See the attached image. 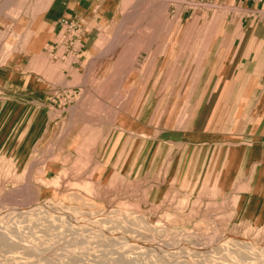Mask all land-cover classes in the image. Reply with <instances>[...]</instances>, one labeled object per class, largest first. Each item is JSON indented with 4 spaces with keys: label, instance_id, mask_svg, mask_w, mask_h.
I'll return each instance as SVG.
<instances>
[{
    "label": "rangeland",
    "instance_id": "obj_1",
    "mask_svg": "<svg viewBox=\"0 0 264 264\" xmlns=\"http://www.w3.org/2000/svg\"><path fill=\"white\" fill-rule=\"evenodd\" d=\"M49 1L0 0V264H264V0Z\"/></svg>",
    "mask_w": 264,
    "mask_h": 264
},
{
    "label": "crops",
    "instance_id": "obj_2",
    "mask_svg": "<svg viewBox=\"0 0 264 264\" xmlns=\"http://www.w3.org/2000/svg\"><path fill=\"white\" fill-rule=\"evenodd\" d=\"M103 0H50L48 6L39 17L38 27L48 33L63 29L66 24L75 25L83 12L95 4L100 6ZM106 9L104 10L105 13ZM259 41V40H258ZM254 46H258L255 44Z\"/></svg>",
    "mask_w": 264,
    "mask_h": 264
},
{
    "label": "bare ground",
    "instance_id": "obj_3",
    "mask_svg": "<svg viewBox=\"0 0 264 264\" xmlns=\"http://www.w3.org/2000/svg\"><path fill=\"white\" fill-rule=\"evenodd\" d=\"M49 264H52L51 262H49Z\"/></svg>",
    "mask_w": 264,
    "mask_h": 264
}]
</instances>
